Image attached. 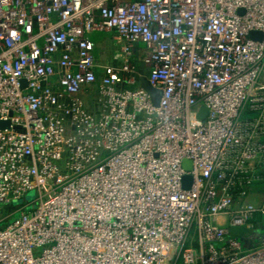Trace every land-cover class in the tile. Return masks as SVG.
Segmentation results:
<instances>
[{
    "label": "built area",
    "instance_id": "1",
    "mask_svg": "<svg viewBox=\"0 0 264 264\" xmlns=\"http://www.w3.org/2000/svg\"><path fill=\"white\" fill-rule=\"evenodd\" d=\"M263 78L264 0H0V264H264Z\"/></svg>",
    "mask_w": 264,
    "mask_h": 264
},
{
    "label": "rangeland",
    "instance_id": "2",
    "mask_svg": "<svg viewBox=\"0 0 264 264\" xmlns=\"http://www.w3.org/2000/svg\"><path fill=\"white\" fill-rule=\"evenodd\" d=\"M95 54L99 62L103 64H115L114 55L117 53L118 45L114 40L112 33H103L100 35H95ZM139 52H136L135 60L138 63ZM139 70L142 73H146L147 70L141 65ZM264 80V78H263ZM92 94H95L96 87L93 85L90 89ZM88 89L87 93L90 92ZM93 95H84L86 108H91V97ZM263 187V190H262ZM261 187V191L258 189V193H254L255 198L253 199V204H258L264 200V186ZM38 206V194L36 191H30L24 195L21 199L13 200L10 204L0 206V228L6 226L13 220L17 219L19 216V209L24 208V212H32ZM231 237L237 238L243 244V250L254 247L258 245L264 238V217L257 223H255L252 229H246L245 227L232 228L229 231ZM166 264H182L181 258L172 260L170 263L168 260Z\"/></svg>",
    "mask_w": 264,
    "mask_h": 264
},
{
    "label": "water",
    "instance_id": "3",
    "mask_svg": "<svg viewBox=\"0 0 264 264\" xmlns=\"http://www.w3.org/2000/svg\"><path fill=\"white\" fill-rule=\"evenodd\" d=\"M250 39L252 40H257L261 41L262 40V35L259 32H252L250 33ZM140 89L144 90L151 98V101L154 105H157L158 100L160 98V92L153 89V87L150 85L149 81L147 80L146 77H141L140 78ZM206 115V109L201 108L198 114V118L200 120H203ZM10 128V123L8 121H0V130L4 129H9ZM182 166L185 169V171H190V162L184 160L182 162ZM192 185V177L189 175L183 176L182 178V187L185 190H189Z\"/></svg>",
    "mask_w": 264,
    "mask_h": 264
},
{
    "label": "crops",
    "instance_id": "4",
    "mask_svg": "<svg viewBox=\"0 0 264 264\" xmlns=\"http://www.w3.org/2000/svg\"><path fill=\"white\" fill-rule=\"evenodd\" d=\"M81 95H83V99H84V101H85V97H84V95H95V94H92L91 92H89V93H87L86 91H83L82 93H81ZM264 186V185H263ZM261 187L262 186H258V187H254L253 189H252V191H251V193H250V196H249V198H248V200L250 201V202H253V199L255 198V195H254V193H258V190L259 191H261ZM258 189V190H257ZM262 190H263V187H262ZM261 220V219H260ZM259 220V221H260Z\"/></svg>",
    "mask_w": 264,
    "mask_h": 264
},
{
    "label": "trees",
    "instance_id": "5",
    "mask_svg": "<svg viewBox=\"0 0 264 264\" xmlns=\"http://www.w3.org/2000/svg\"><path fill=\"white\" fill-rule=\"evenodd\" d=\"M259 222V221H258Z\"/></svg>",
    "mask_w": 264,
    "mask_h": 264
}]
</instances>
